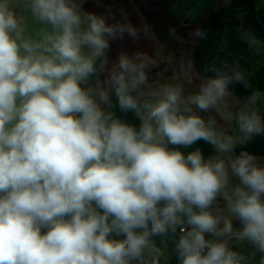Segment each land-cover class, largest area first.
<instances>
[{
  "label": "clouds",
  "instance_id": "9594fccd",
  "mask_svg": "<svg viewBox=\"0 0 264 264\" xmlns=\"http://www.w3.org/2000/svg\"><path fill=\"white\" fill-rule=\"evenodd\" d=\"M84 2L0 0V264H264V157L235 151L264 136L260 92L233 116L238 71L153 88L147 54L109 59L147 30Z\"/></svg>",
  "mask_w": 264,
  "mask_h": 264
},
{
  "label": "rangeland",
  "instance_id": "374dc122",
  "mask_svg": "<svg viewBox=\"0 0 264 264\" xmlns=\"http://www.w3.org/2000/svg\"><path fill=\"white\" fill-rule=\"evenodd\" d=\"M229 2L230 0H85L83 7L86 11L100 15L112 12L121 22H130L139 29L147 30V37L141 32L138 40L134 41L126 37L123 41L113 43L109 56L110 61H115L120 52L129 55L143 52L156 62L148 74L149 83L153 88L164 84H178L183 87L187 95L197 91L199 84L208 79L200 77L193 68L191 61L197 37H194L192 33L205 20L208 12L226 6ZM18 10L22 11V9ZM257 10L264 12V0L258 1ZM121 11L124 14L123 18L120 16ZM240 27L243 33L247 32L244 26ZM38 28L39 25L29 17V32ZM259 48L260 43L255 38L252 39L232 57L233 63L241 72L254 75L260 66L257 60ZM260 94V99L254 107L264 115V92ZM247 101L230 93L221 106V112H231L235 116L245 107ZM199 114L206 120L209 117L214 118L217 127L227 134L239 135L235 119L231 121L221 119V115L216 111ZM236 226L239 227V224L237 223ZM157 243L159 244L160 241L157 240ZM168 248L171 252L170 242ZM242 250L246 254L252 251L247 245ZM173 258L169 256V264ZM258 259L257 255L253 264Z\"/></svg>",
  "mask_w": 264,
  "mask_h": 264
},
{
  "label": "trees",
  "instance_id": "16d2710c",
  "mask_svg": "<svg viewBox=\"0 0 264 264\" xmlns=\"http://www.w3.org/2000/svg\"><path fill=\"white\" fill-rule=\"evenodd\" d=\"M258 1L230 0L228 5L208 12L205 20L197 27L204 35L202 38H196L192 54L193 68L204 79L215 76L213 69L228 75H231L233 70L240 72L249 86L245 87L243 83L233 82L228 90L241 100H248L254 91L264 92V12L257 10ZM241 25L247 29V32L243 33ZM254 38L260 43L257 52L260 66L254 75H249L238 69L232 57ZM113 103L115 104V97ZM112 110L127 123L139 125L133 113L124 114L118 108ZM197 147L202 150L206 158L214 153V149L204 141L181 150L187 153ZM241 147L257 157H264V136H256L244 146L238 145L235 151L238 153ZM171 264H178L175 257L171 260Z\"/></svg>",
  "mask_w": 264,
  "mask_h": 264
}]
</instances>
